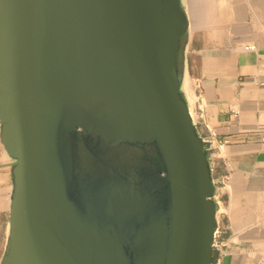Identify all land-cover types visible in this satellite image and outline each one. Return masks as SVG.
Wrapping results in <instances>:
<instances>
[{
  "label": "water",
  "instance_id": "obj_1",
  "mask_svg": "<svg viewBox=\"0 0 264 264\" xmlns=\"http://www.w3.org/2000/svg\"><path fill=\"white\" fill-rule=\"evenodd\" d=\"M192 8L0 0V264H214L223 188L186 90Z\"/></svg>",
  "mask_w": 264,
  "mask_h": 264
},
{
  "label": "crops",
  "instance_id": "obj_2",
  "mask_svg": "<svg viewBox=\"0 0 264 264\" xmlns=\"http://www.w3.org/2000/svg\"><path fill=\"white\" fill-rule=\"evenodd\" d=\"M249 47H255L254 50ZM186 90L218 155L214 264H264V0H193ZM0 143V256L9 223Z\"/></svg>",
  "mask_w": 264,
  "mask_h": 264
},
{
  "label": "built area",
  "instance_id": "obj_3",
  "mask_svg": "<svg viewBox=\"0 0 264 264\" xmlns=\"http://www.w3.org/2000/svg\"><path fill=\"white\" fill-rule=\"evenodd\" d=\"M249 49L254 50L255 47H249ZM218 247V243L216 242V248Z\"/></svg>",
  "mask_w": 264,
  "mask_h": 264
},
{
  "label": "trees",
  "instance_id": "obj_4",
  "mask_svg": "<svg viewBox=\"0 0 264 264\" xmlns=\"http://www.w3.org/2000/svg\"><path fill=\"white\" fill-rule=\"evenodd\" d=\"M214 258H215V255H214Z\"/></svg>",
  "mask_w": 264,
  "mask_h": 264
}]
</instances>
